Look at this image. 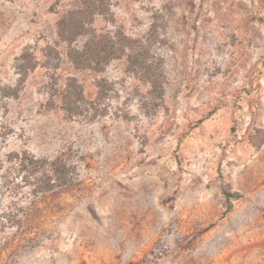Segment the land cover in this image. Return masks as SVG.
<instances>
[{"label":"rangeland","instance_id":"1","mask_svg":"<svg viewBox=\"0 0 264 264\" xmlns=\"http://www.w3.org/2000/svg\"><path fill=\"white\" fill-rule=\"evenodd\" d=\"M80 5L0 0V264H264V0H110L93 26L146 46L159 99L127 56L74 67L57 22ZM69 76L104 114H67ZM16 151L72 181L35 195Z\"/></svg>","mask_w":264,"mask_h":264},{"label":"trees","instance_id":"2","mask_svg":"<svg viewBox=\"0 0 264 264\" xmlns=\"http://www.w3.org/2000/svg\"><path fill=\"white\" fill-rule=\"evenodd\" d=\"M78 8L68 10L57 22L58 36L68 45V57L75 68L103 71L106 65L123 56L128 58V67L133 72H142L150 82V94L159 99L163 97L164 83L161 64L151 59L150 51L137 38H133L122 31L114 35L98 32L93 26L97 15L107 12L110 0H80ZM86 37L83 46L77 41ZM32 55L25 51L18 58L19 83L4 89L5 96H17L21 86L26 81L31 68ZM61 107L70 116L85 114L93 107L94 117L104 114L99 111V106L87 101L84 89L75 76H69L63 88L56 94ZM92 105V106H90ZM10 162L18 165L21 172H25L24 179L35 185L34 194L51 191L64 186L72 181L70 174L73 172L71 164L63 158L49 160L37 158L27 151L12 152L9 154ZM228 198L235 196L226 192Z\"/></svg>","mask_w":264,"mask_h":264}]
</instances>
